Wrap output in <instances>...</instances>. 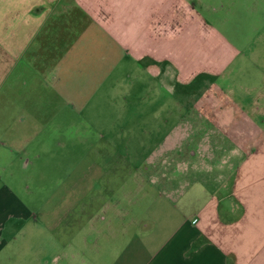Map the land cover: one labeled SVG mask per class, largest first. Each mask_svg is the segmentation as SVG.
<instances>
[{"label": "crops", "instance_id": "1", "mask_svg": "<svg viewBox=\"0 0 264 264\" xmlns=\"http://www.w3.org/2000/svg\"><path fill=\"white\" fill-rule=\"evenodd\" d=\"M192 2L0 0V264H64L63 251L49 250L50 242H63L48 235L59 219L43 218L50 207L40 202L34 212L17 194L30 158L40 160L28 154L33 115L94 112L95 98L112 96L114 76L134 73L142 83L163 82L164 96L188 114L194 146L202 140L200 154L185 149L186 174L194 172L193 158L207 162L206 153L214 154L209 178L217 181L193 189L181 204L168 202L160 219H147L153 233L143 238L146 248L122 251V264H264V58H253L263 70L257 77L253 70L243 94L210 80L203 72L221 73L235 48L222 45L210 57L208 45H195L201 57H194L183 43L178 55L176 34L201 33L206 25ZM249 59L237 65L253 66ZM176 81L186 85L170 95ZM142 173L150 175L146 166ZM173 178L160 190L169 199L181 193ZM21 189L25 194L27 185ZM18 241L25 248L16 249ZM73 252L74 264L95 263L92 254Z\"/></svg>", "mask_w": 264, "mask_h": 264}, {"label": "rangeland", "instance_id": "2", "mask_svg": "<svg viewBox=\"0 0 264 264\" xmlns=\"http://www.w3.org/2000/svg\"><path fill=\"white\" fill-rule=\"evenodd\" d=\"M193 1L206 25L201 33L176 34L178 55L183 43L191 47L194 57H201L200 51H194L195 45H208L210 57L217 47H234L232 61L221 73H203L221 87L245 93L249 90L246 81L255 76L253 70L255 77L263 70L260 61L254 63L253 58H264V0ZM243 57L250 58L254 65L238 66L237 61ZM200 70L204 69L198 73ZM115 77L112 96L95 98L94 112L50 113L42 119L33 115V147L27 151L30 157L31 153L39 154L40 160L30 158L33 162L17 178V194L27 197L34 212L40 202L50 207L43 218L59 219L48 235L58 234L63 242H50L49 250L63 251L64 264H74L73 251L92 254L94 264H122V251L137 254L146 248L143 238L153 233V226H145L147 219H160L165 204L175 198L181 204L191 198L187 195L195 188H206L207 183L209 187L216 185V176L209 178L216 170L214 154L206 153L207 162L193 158L194 172L186 174L190 153L185 149L200 154L204 147L201 139L200 146H194L195 136L191 135L196 131L184 124L188 114L183 108H175L172 98L164 96L163 82L142 83L135 73L128 78ZM183 85L186 84L176 81L170 95L179 93ZM215 141L210 138L208 143ZM143 166L149 176H143ZM199 167L204 170L199 171ZM198 172L199 177H193ZM169 176L181 190L177 195L170 192L173 199L160 192L168 189ZM21 185H27V194ZM198 196L193 195V201ZM15 246L22 250L25 242H15ZM136 261L130 259L127 264H137Z\"/></svg>", "mask_w": 264, "mask_h": 264}]
</instances>
